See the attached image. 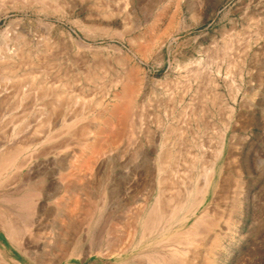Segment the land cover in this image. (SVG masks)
I'll return each instance as SVG.
<instances>
[{
  "label": "rangeland",
  "instance_id": "374dc122",
  "mask_svg": "<svg viewBox=\"0 0 264 264\" xmlns=\"http://www.w3.org/2000/svg\"><path fill=\"white\" fill-rule=\"evenodd\" d=\"M42 1L46 9H43ZM42 1L39 4L35 0H0V49L7 44L10 51L17 49L20 53L12 65L15 68H11V72L15 71L12 72L15 81L4 82L0 79V151L8 142L18 141L20 136L16 135L19 134L21 139L32 135L36 141L53 137L52 142L47 144L49 147L62 140V145H66L67 149L63 150L65 155H21L12 168L4 173L2 171L0 257L4 262L154 264L157 258H169L171 251L168 247L175 243L177 237L174 233L179 228L140 243V232L135 231L139 225L138 219H134L143 205L153 204L161 194L158 191L169 185L158 182L160 177L166 175L159 172L164 155H160L155 147L151 148V155H136L135 152L117 155L116 150L107 156L78 155L83 148L80 144L83 139L78 136L88 126V130L95 132L98 127L106 128L103 124L105 120H115L114 106L118 101L113 96L111 86L118 74H124L123 68L127 65L132 72L136 70V82L139 84L136 116H142L140 122L152 130L150 136L154 139V146L161 141L162 134L157 127L159 122L165 123L166 128L172 125L177 129V132L174 130L171 134H165V139L168 138L165 149L172 157L169 166L175 165L179 171L174 187L181 191L187 187L193 189L201 183L200 166L210 156L215 139L224 128L227 111H221L220 103L224 102L225 106L231 101L230 89L208 86L207 77L215 78V67L220 65L223 75L229 73V81L238 84L237 66L246 61L248 69L246 67L245 73H251L246 81L251 80L253 84L245 86L246 95H240L236 105L238 113L227 135V143L230 142L234 155L225 173L228 175V191L221 200L219 210L212 208L209 212L214 227L207 237L200 238L202 247L199 245L197 252L195 250L181 256L188 264H264V0ZM14 37H19V47L8 43ZM229 41L233 46L230 45L231 51L224 54L221 49ZM81 43L92 50L81 47ZM210 59L217 62L213 61L210 65L212 69L205 71V83L203 80L196 85L193 82L192 89L187 92L188 70ZM229 63L234 65V69L231 65L230 72L226 70ZM30 71L32 74H29ZM27 72L36 77L44 88L32 92L26 83L22 91L28 94V98L21 102L14 97V85L22 78H28ZM59 90L66 94L61 103L53 106L54 113L62 115L57 116L53 127L44 126L47 116L44 117L46 112L43 109L53 111L48 103L54 100L53 94ZM43 92L50 94L43 98ZM216 92L218 103L212 107L209 99L212 95L215 97ZM69 96H79L81 101L75 107L70 105L68 108L63 102ZM101 100H104V104L98 106ZM90 108H93L92 111ZM35 127L41 131H36ZM77 139H81L80 142H76ZM119 145L123 147L125 142H119ZM7 157L0 155V165ZM221 162L217 166H222ZM19 165H23V168ZM83 166L86 168L82 171ZM221 166L217 167V172ZM217 180L218 176L216 183ZM84 184L89 188L86 189ZM32 192L38 193V196L27 199ZM20 197H26L25 206L19 201ZM207 203L180 230L191 228ZM83 206L89 207L84 209ZM6 222H11L17 229L19 235L15 238H18L19 246L8 239L3 227ZM26 224H33L29 227L33 235L26 232ZM132 234H135V238ZM98 236L100 240L96 238ZM158 242L160 245L157 247L155 244ZM113 246L120 250L114 257L110 253Z\"/></svg>",
  "mask_w": 264,
  "mask_h": 264
},
{
  "label": "bare ground",
  "instance_id": "6f19581e",
  "mask_svg": "<svg viewBox=\"0 0 264 264\" xmlns=\"http://www.w3.org/2000/svg\"><path fill=\"white\" fill-rule=\"evenodd\" d=\"M36 3H39L42 1L40 0H35ZM48 0H46L47 2ZM55 1V0H54ZM103 1V0H102ZM22 2V1H21ZM24 2V1H23ZM30 2V1H29ZM34 2V0H33ZM58 2V1H57ZM16 3V2H15ZM27 3V2H26ZM42 3L45 2H41ZM51 3V2H50ZM66 3V2H65ZM54 4V3H53ZM56 4V2H55ZM28 5V4H27ZM30 5V4H29ZM37 5V4H36ZM106 5V4H105ZM43 6V5H42ZM41 6V7H42ZM48 6V5H47ZM57 6V5H56ZM127 6V5H126ZM92 7V6H91ZM90 7V9H91ZM45 8V5L43 6V9ZM62 8V7H61ZM60 8V9H61ZM93 8V7H92ZM99 8V7H98ZM105 8V7H104ZM42 9V8H40ZM46 9V8H45ZM55 9V8H54ZM58 10V9H57ZM64 10V9H63ZM40 11V10H39ZM43 11V10H41ZM63 12V11H62ZM112 13V12H111ZM64 14V13H63ZM105 15V14H104ZM103 16V15H102ZM109 16V15H107ZM194 16V15H193ZM125 18V17H124ZM110 27V26H109ZM109 29V28H108ZM91 31V30H90ZM99 31V30H98ZM88 32V31H87ZM113 32V31H112ZM89 33V32H88ZM106 33V32H105ZM115 34V32H113ZM60 34V33H59ZM107 34V33H106ZM118 34V33H117ZM262 36V35H261ZM258 37V35H257ZM19 37H14L13 39L9 40L8 43L13 44L16 47L20 46V40H18ZM239 39V38H238ZM264 39V38H263ZM258 40V39H257ZM231 41V40H230ZM229 43L226 42V44H224L223 48L221 49L222 52L225 54L226 52H228L231 48V45ZM141 42V41H140ZM84 43V42H83ZM135 43V42H134ZM236 43V42H235ZM24 44V43H23ZM137 44V43H136ZM248 44V43H247ZM9 45V44H8ZM81 47H89L87 45L84 44H79ZM90 45V44H89ZM231 45V46H230ZM40 46V45H39ZM46 47H48L46 45ZM51 47V46H50ZM92 47V46H91ZM145 47V46H144ZM10 48V47H9ZM7 46V44H5L3 49H0V79L3 80L4 82L7 81H12L14 79H16V77L13 76V70L11 72V68L16 57H18V55L20 54L17 49H13L12 51H10ZM21 48V47H20ZM42 49V48H41ZM49 48L46 49V52L48 51ZM91 49V48H90ZM143 49V47H142ZM92 50V49H91ZM90 51V50H89ZM231 51V50H230ZM45 52V53H46ZM49 52V51H48ZM47 52V53H48ZM215 52V51H214ZM213 52V53H214ZM212 53V54H213ZM216 54V53H215ZM37 55V53H36ZM93 55V54H92ZM26 56V55H25ZM213 56V55H212ZM22 57V56H21ZM27 57V56H26ZM47 57V56H46ZM28 58V57H27ZM24 59V58H23ZM21 59V61L23 60ZM26 59V58H25ZM30 59V58H29ZM28 59V60H29ZM221 59V58H220ZM52 61V60H51ZM50 61V62H51ZM209 62H205L202 63L201 62L198 64V66L195 69H190L188 70V80L186 81L187 83V92L190 91L192 89V83L195 82L196 83H201L204 77H206L207 75L204 76L205 71L207 70H211V63L213 64V59L208 60ZM221 61V60H220ZM24 62V61H22ZM48 62V61H46ZM217 62V61H215ZM234 62V61H233ZM231 62V63H233ZM16 63V61H15ZM125 63V62H124ZM47 64V63H46ZM49 64V63H48ZM218 63H216L217 65ZM236 64V63H235ZM20 65V64H19ZM30 65V64H29ZM122 65V64H121ZM124 65V64H123ZM232 67L234 66L233 64H231ZM230 63L228 65V68L226 69L228 72H230L229 70L232 69ZM17 66V65H16ZM40 66V65H39ZM42 66V65H41ZM50 67V66H49ZM186 67V66H185ZM238 67V68H237ZM237 74L239 76V83L235 84V82L233 81H229V73L223 75V71L222 68L219 66L215 67V78L214 77H207L208 81H207V85H211L213 87H215L216 89H223V88H228L230 89V104H225L224 106V102L220 103L219 108H221V111L224 112V110L227 111V114H225L226 116V120L224 121V128H222L219 133H218V137L216 140V144L214 149H212L210 156L206 157L205 161L201 164V183H198L195 187L192 188H188L187 189H183V191L176 189L175 186V178L178 177L177 175L179 174L176 170V168L174 167L175 165H173L172 167L169 166V163L172 160L171 154H169V151L166 148V144L168 142V138L166 137L165 139V134H171L172 132H174L175 127H172V125H168L167 128L164 126L165 123H158L157 127L159 129V132L161 135V141L160 144H156V146H154V139L151 138V131L149 130V126L147 125L144 126L143 123H141V119L142 116L138 117L136 116V106H138L136 104L137 98L139 97V90H138V86L139 84L136 82L137 79V74L131 69L127 68V65L124 66V70H123V75H117V78L115 79L114 83H112L113 85L111 86V91L113 90V96L114 98L118 101V103L114 106L115 108V112H114V121L113 119L110 120H105L104 121V126L106 127L105 129H103L101 126L98 127L97 131L93 132L88 130L89 126L86 127V129H81L82 131L80 132V135L78 137L83 139V142L80 143L82 144L83 148L81 149V151L79 152L78 155H111L112 152H114V150H116L118 152L117 155H120L121 152H124V154L127 152H131V154L133 152H135L136 155H151V148L155 147L156 149L158 148V152L160 155H164L163 159H162V164L160 165L159 168V172L164 173L166 175L162 176L159 178V183L160 184H166L168 183V187H166L164 190L162 191H158L161 192V194H159L157 196V198L154 200L153 204H151L150 206L148 205H143L142 209L136 213V218L134 217V219H138V226H136V230H138V232H140V238H138L140 241V243H143L145 241V239L147 240V238L149 237H155V235H161L163 236L165 233L169 232L170 230H172L173 228H179L178 231H176L174 233V235L177 237L175 239V243L171 246L168 247L170 248L169 250L171 251V256H169L168 258V254L166 255L167 258H160L161 260H159L157 258L158 261H156L154 264H188V261H184L185 259H182V254H186L189 255L187 253L189 252H193L197 249H199V245L201 243L200 238L203 237H207L210 232L212 231L213 227H214V220H210L209 219V212H211L212 208L215 209L214 211H218L220 204H221V200L224 198V195L227 193L228 191V187L226 184L227 181V174L226 170H227V166L229 165V162L232 158L233 153H232V147L230 142L228 141L227 143V135H228V131L231 130L232 127V121L236 118L238 110H237V103L239 101V97L241 94L246 95V90H245V86H247L248 84L250 86H252V81L248 80L246 81L249 77L251 73H245L246 71V67L248 69L247 66V62L244 61V63H241L240 66H237ZM15 68V67H14ZM13 68V69H14ZM41 68V67H40ZM187 68V67H186ZM235 68V69H236ZM133 69V68H132ZM234 69V67H233ZM16 70V69H15ZM53 70V69H52ZM225 70V69H224ZM37 71V70H36ZM36 71H33L36 72ZM40 71V70H39ZM38 71V72H39ZM60 71V70H59ZM18 72V71H17ZM32 71H30L29 74ZM43 72V70H42ZM93 72V71H92ZM209 72V71H208ZM250 72V71H249ZM60 73V72H59ZM58 73V74H59ZM25 74V73H24ZM28 74V72H27ZM26 74V75H27ZM28 74V75H29ZM67 74V73H66ZM79 75V73H77ZM94 74V73H93ZM122 74V73H120ZM141 74V73H140ZM208 74V73H207ZM247 74V75H246ZM56 75V74H55ZM69 75V74H68ZM21 76V75H20ZM49 76V75H48ZM54 76V75H52ZM63 76V75H62ZM61 76V77H62ZM77 76V75H76ZM141 76V75H140ZM185 76V75H184ZM208 76H210L208 74ZM214 76V75H213ZM60 77V78H61ZM86 77V76H85ZM89 77V76H88ZM247 77V78H246ZM51 78V77H50ZM54 78V77H52ZM56 78V77H55ZM54 78V79H55ZM59 78V80H60ZM65 78V76H64ZM74 78V77H73ZM91 78V77H90ZM19 79V78H18ZM53 79V80H54ZM57 79V78H56ZM75 79V78H74ZM73 79V81H74ZM104 79V78H103ZM145 79V78H144ZM185 79V78H183ZM186 79V80H187ZM77 80V78H76ZM15 81V80H14ZM13 81V82H14ZM92 81V80H91ZM144 81V80H143ZM205 81V79L203 80V82ZM1 82V81H0ZM43 82V81H42ZM88 82V80H87ZM90 82V79H89ZM28 83L30 85V91L34 92V91H39L42 90L44 87L41 85V83H38L36 81V77H34L33 75L30 76L28 78H22L21 80H19V83L14 85V88L16 90V95L14 97H17V99L19 98V101L22 102V100L27 99L28 98V94L25 93L24 91H22V87L25 86V84ZM44 83V82H43ZM64 83V82H63ZM160 83V82H159ZM179 83V82H178ZM205 83V82H204ZM4 84V83H3ZM65 84V83H64ZM68 84V83H67ZM66 84V85H67ZM93 84V83H92ZM161 84V83H160ZM55 85V83H54ZM105 85V84H104ZM142 86H144L143 84H140ZM177 85V83H176ZM175 85V86H176ZM184 85V84H183ZM186 85V84H185ZM184 85V86H185ZM53 86V85H52ZM65 86V85H64ZM66 87V86H65ZM71 87V86H70ZM74 87V86H73ZM26 88V87H25ZM69 88V87H66ZM103 88V87H102ZM105 88V87H104ZM110 88V87H109ZM108 88V89H109ZM198 88V87H197ZM196 88V89H197ZM24 89V88H23ZM53 89V88H52ZM145 89V88H144ZM54 91V90H53ZM67 91V90H66ZM110 91V90H109ZM184 91V90H183ZM68 92V91H67ZM73 92V91H70ZM143 92V91H142ZM74 93V92H73ZM82 93V92H81ZM80 93V94H81ZM50 93H42L43 98L49 96ZM66 94V92L63 91H58L55 92L53 94L54 100H52V102L48 103V105L50 104L51 108H52V112H47V108L44 110L46 113H44V117L45 115L46 117V121L44 123V126H54V120L56 118H58V115H62V114H56L54 113L55 111V107L53 106L55 103H61L64 99V95ZM79 94V96H80ZM110 94V93H107ZM106 94V95H107ZM202 94V93H201ZM210 94V93H209ZM37 95V94H36ZM40 95V94H38ZM99 95V94H98ZM102 95V94H101ZM141 95V94H140ZM79 96H75V97H71L69 96L66 100L64 101L63 104L69 108L70 105H73L75 107V104L79 103L81 101V98ZM88 96V95H87ZM142 96V95H141ZM202 96V95H201ZM217 96V97H216ZM216 96L214 97L212 95V97L209 99V101L213 104L212 107H214V105H216L218 102V94L216 92ZM85 97V96H84ZM107 97V96H106ZM203 98V97H202ZM223 99V98H222ZM107 100V99H106ZM105 100V102H106ZM112 100V99H111ZM4 100H2L1 102H3ZM46 101V100H45ZM114 101V100H113ZM141 101V100H140ZM170 101V100H169ZM204 101V100H203ZM38 102V101H37ZM116 102V101H115ZM142 102V101H141ZM18 103V102H17ZM110 103V102H109ZM112 103V102H111ZM104 104V100L100 101L97 103L98 106H102ZM112 105V104H111ZM88 106V105H87ZM168 107V106H167ZM49 108V107H48ZM68 108L66 109V114L68 112ZM72 108V107H71ZM70 108V109H71ZM81 108V107H80ZM87 108V107H86ZM94 108V107H93ZM93 108H90L93 109ZM98 108V107H97ZM144 108V107H143ZM88 109V108H87ZM95 109V108H94ZM171 109V108H170ZM58 110V109H56ZM65 110V109H64ZM76 110V108H75ZM81 110V109H79ZM78 110V111H79ZM141 110V108H140ZM92 111V110H91ZM40 112L41 109H40ZM57 112V111H56ZM60 112V111H59ZM73 112V111H72ZM83 112V110L81 111ZM195 112V111H194ZM193 112V113H194ZM205 112V111H204ZM102 113V112H101ZM141 113V112H140ZM166 113V112H165ZM226 113V112H225ZM110 114V113H109ZM171 114V113H170ZM192 114V113H191ZM221 114V113H220ZM65 115V113L63 114ZM68 115V114H67ZM76 115V114H75ZM88 115V114H87ZM86 115V116H87ZM222 115V114H221ZM66 116V115H65ZM83 116V115H82ZM85 116V117H86ZM110 116V115H109ZM168 116V115H167ZM185 116V115H184ZM112 117V118H113ZM183 117V116H182ZM194 118V115L192 116ZM199 117V116H198ZM63 118V117H62ZM81 118V117H80ZM139 118V119H138ZM195 118H197V116H195ZM224 118V117H223ZM139 121H138V120ZM163 119V118H162ZM171 119V118H170ZM202 119V118H201ZM85 120V119H84ZM83 120V121H84ZM145 120V118L143 119ZM142 120V121H143ZM167 120V119H166ZM223 120V119H222ZM63 121H65V119L63 118ZM97 121V120H96ZM138 121V122H137ZM66 122V121H65ZM79 122V121H78ZM156 122V121H155ZM73 123V122H72ZM145 123V122H144ZM195 123V122H194ZM60 124V123H59ZM185 124V123H184ZM101 125V123H100ZM166 125V124H165ZM43 126V124H42ZM52 126V127H53ZM58 126V125H57ZM94 126V125H93ZM75 127V126H74ZM41 128V127H40ZM71 128V127H70ZM83 128V127H82ZM90 128L92 129V127L90 126ZM182 129V128H181ZM35 130L39 132V130L41 131V129H36ZM34 130V132H35ZM46 130V129H45ZM51 130V129H50ZM72 130V128H71ZM80 130V128H79ZM95 130V129H94ZM177 130V129H176ZM175 130V131H176ZM207 130V129H206ZM214 130V129H213ZM24 131V130H23ZM33 131V130H32ZM74 131V129H73ZM72 131V132H73ZM76 131V130H75ZM15 132L17 133L18 131L15 130ZM26 132V131H25ZM33 132V133H34ZM62 132V131H61ZM78 132V131H76ZM177 132V131H176ZM180 132V131H178ZM24 132H22L23 134ZM36 133V132H35ZM32 134V133H31ZM58 134V133H57ZM60 134V133H59ZM200 134V133H199ZM204 134V133H203ZM26 135V133L24 134ZM75 135V132H74ZM151 135V136H150ZM205 135V134H204ZM16 136H20V139L18 141H15L14 143L8 142L7 144H5L2 148L3 150H1L0 155H8V157L3 160V163H1L0 165V176L4 173V171H6L9 168H12L14 163H16L17 159L21 156V155H39V154H50V153H54L56 155H65V152L63 151L66 148L62 145V140L60 143V145L56 144L54 146H48L47 144L51 143L52 138L53 137H46L47 140L45 141H36L33 140L32 135L29 136V134L27 136H25L24 138L21 139V135H16ZM14 137V135H13ZM171 137V136H170ZM19 138V137H17ZM70 138V137H69ZM180 138V137H179ZM16 139V138H15ZM54 139V138H53ZM62 139V138H61ZM9 140V139H8ZM7 140V141H8ZM68 140V139H67ZM67 140H65V142H67ZM71 141V138L69 139ZM78 140V139H77ZM81 140V139H79ZM76 141V142H80V141ZM159 140V138L157 139ZM195 140V139H194ZM4 141V140H3ZM14 141V139H13ZM119 142H125V146L120 147ZM157 142V141H156ZM155 142V143H156ZM181 142V141H180ZM179 142V143H180ZM190 142V141H189ZM6 143V142H5ZM57 143V142H56ZM159 143V142H157ZM46 144V145H45ZM70 144V143H68ZM77 144V143H76ZM169 144V143H168ZM172 144V143H171ZM191 144V143H190ZM48 146L47 148L45 146ZM75 145V144H74ZM73 145V146H74ZM68 146V145H67ZM170 146V145H169ZM202 146V145H200ZM77 148V147H75ZM186 148V147H185ZM1 149V148H0ZM67 149V148H66ZM72 148H70L71 150ZM54 150V151H52ZM57 150V151H55ZM73 150V149H72ZM155 150V149H153ZM183 150V149H182ZM203 150V149H202ZM75 150H73L74 152ZM77 151H79L77 149ZM179 151V149H178ZM186 151V150H185ZM189 151V150H188ZM66 152L68 153V151L66 150ZM172 152V151H171ZM70 153V152H69ZM73 154V153H72ZM76 154V153H75ZM173 154V153H172ZM191 154V153H190ZM70 155V154H69ZM116 155V154H115ZM128 155V154H127ZM195 155V154H194ZM74 156V155H73ZM77 156V155H76ZM189 156V155H188ZM26 157V156H25ZM89 157V156H88ZM93 157V156H92ZM94 158V157H93ZM105 158V157H104ZM197 158V157H196ZM205 158V157H204ZM20 159V158H19ZM23 159H25L23 157ZM22 159V160H23ZM95 159V158H94ZM101 159V157H100ZM195 159V158H194ZM67 160V159H66ZM71 160V158H70ZM74 160V158L72 159ZM71 160V161H72ZM76 160V159H75ZM193 160V159H192ZM25 161V160H24ZM23 161V162H24ZM175 161V160H174ZM194 161V160H193ZM197 161V160H196ZM195 161V162H196ZM220 161H223L221 163L222 166L219 169V171L217 172V166L218 163ZM21 162V161H20ZM88 162V161H87ZM179 162V161H178ZM89 163V162H88ZM87 163V164H88ZM183 163V162H182ZM26 164V163H25ZM72 165L74 163H71ZM86 164V165H87ZM96 164V163H95ZM179 164V163H178ZM233 164V163H232ZM24 165V164H23ZM23 165H19V167L22 169ZM195 165V163H194ZM25 166V165H24ZM75 166V165H74ZM73 166V168H74ZM88 166V165H87ZM179 166V165H178ZM176 166V167H178ZM193 166V165H192ZM84 167V166H83ZM82 168V167H81ZM86 166L84 168H82L81 170L83 171V169H85ZM97 168V167H96ZM194 168V166H193ZM229 168V166H228ZM93 169V168H92ZM195 169V168H194ZM231 169V168H230ZM87 170V169H86ZM85 170V172H86ZM98 170V169H97ZM192 170V167H191ZM232 170V169H231ZM3 171V173H2ZM8 171V170H7ZM59 171V170H58ZM88 171V170H87ZM92 171V170H91ZM84 172V174H85ZM87 173V172H86ZM90 173V172H89ZM91 174V173H90ZM192 174V173H191ZM193 175V174H192ZM227 175V176H226ZM69 176V175H68ZM87 176V175H86ZM218 176V180L216 183V178ZM64 178V177H63ZM88 178V177H86ZM68 179V178H66ZM89 179V178H88ZM87 179V180H88ZM174 179V181H173ZM179 179V178H178ZM190 179V178H189ZM63 180V179H61ZM191 180V179H190ZM179 181V180H178ZM181 181V179H180ZM87 182V181H86ZM98 182V181H97ZM191 183L193 181H190ZM214 182L216 183L214 185ZM230 183V182H229ZM73 184V183H72ZM86 185V184H84ZM87 185L88 184L87 182ZM86 185V189L89 188ZM85 187V186H84ZM161 188V186H160ZM67 190V189H66ZM77 190V189H76ZM85 190V188H84ZM83 190V191H84ZM89 191V190H88ZM87 191V192H88ZM70 192V191H68ZM33 194H28V198L27 199H31L32 196H38V193H34ZM40 195V193H39ZM48 196V195H47ZM45 197V196H44ZM141 197V196H140ZM227 197V196H226ZM21 199L19 200L21 203H23V205L25 206V204H27L25 198L23 199L22 197H20ZM19 199V198H18ZM17 199V200H18ZM88 198H86L87 200ZM7 200V199H6ZM85 200V199H84ZM146 200V199H145ZM209 200V201H208ZM31 201V200H30ZM73 201V200H72ZM75 201V200H74ZM73 201V202H74ZM17 202V201H16ZM76 202V201H75ZM148 202V200H147ZM146 202V203H147ZM208 202V203H207ZM82 203V202H81ZM85 203V202H84ZM207 203V206L204 208V210L202 211V213L200 214L199 217H197V220L195 221V223L192 225V227L189 229H184V230H180V228L184 225V223L189 220L191 217L196 216V214L199 212V210L201 209V207ZM73 204V203H72ZM145 204V203H144ZM87 205V204H86ZM23 206V207H24ZM29 206V204H28ZM26 206V207H28ZM77 207V206H76ZM74 207V208H76ZM84 207V206H83ZM82 207V209H83ZM89 207V206H88ZM87 207V208H88ZM30 208V206H29ZM81 208V207H80ZM80 208H76V209H80ZM86 207H84V209H87ZM31 209V208H30ZM75 209V210H76ZM222 209V208H221ZM220 209V210H221ZM25 211V210H24ZM27 210V213H30V211ZM32 211V210H31ZM80 211V210H79ZM88 210H86L85 212H87ZM222 212V211H221ZM69 213V212H68ZM80 212H78L79 214ZM220 213V211H219ZM77 214V213H76ZM81 214V213H80ZM90 214V213H89ZM88 214V215H89ZM128 214V213H127ZM32 215V214H31ZM30 215V216H31ZM73 215V214H72ZM29 216V215H28ZM70 216V213H69ZM76 216V215H74ZM198 216V215H197ZM27 217V216H26ZM71 217V216H70ZM23 218V217H22ZM3 219V218H2ZM29 219V218H28ZM72 219V218H71ZM12 221V220H11ZM135 222V221H134ZM11 223V222H10ZM10 223L6 222L4 223L5 226L4 230L7 234L8 239H10L11 242H17V239L15 238V236L19 233L17 231V229H14V226H12ZM71 223V222H70ZM68 223V224H70ZM25 224V223H24ZM72 224V223H71ZM33 225V224H32ZM29 224H26V232H28L30 235H33V231L31 229H29L30 226ZM137 225V224H136ZM25 226V225H24ZM68 226V225H67ZM88 226V225H87ZM86 226V228H87ZM126 226V225H125ZM216 226V224H215ZM69 227V226H68ZM72 227V226H71ZM82 227V226H81ZM127 227V226H126ZM133 228V227H132ZM99 229V228H98ZM123 230V229H122ZM66 231V230H65ZM134 231V233H136ZM20 232V231H19ZM64 231H62L63 233ZM133 232V231H132ZM22 233V232H21ZM20 233V234H21ZM115 234V233H114ZM17 235V236H18ZM22 235V234H21ZM102 235V233H101ZM24 236V235H22ZM75 236V235H74ZM138 236V234H137ZM20 237V236H19ZM32 237V236H31ZM95 237V236H94ZM101 237V236H100ZM126 237V236H125ZM132 237L135 238V234ZM220 237V236H219ZM22 238V237H21ZM29 238V237H28ZM99 239V236L96 237ZM119 238V237H118ZM121 238V237H120ZM133 238V239H134ZM82 239V238H81ZM112 239V238H110ZM167 239V238H166ZM164 239V241L166 240ZM20 240V239H19ZM18 240V241H19ZM68 240V239H67ZM92 240V239H91ZM100 240V239H99ZM121 240V239H120ZM118 239V241H120ZM137 240V238H136ZM135 240V241H136ZM97 241V240H96ZM95 241V242H96ZM102 241V240H101ZM123 241V240H122ZM138 241V240H137ZM163 241V242H164ZM203 241V240H202ZM94 242V243H95ZM116 242V240H115ZM114 242V243H115ZM160 242V241H159ZM157 243L155 245L158 244L160 245V243ZM111 243V242H110ZM118 243V242H117ZM120 243V242H119ZM122 243V242H121ZM139 243V244H140ZM153 243V241H152ZM17 246H19V243H15ZM66 244V243H64ZM129 244V243H128ZM131 244V243H130ZM162 244V243H161ZM166 244V243H164ZM168 244V242H167ZM171 244V243H169ZM21 245V244H20ZM95 245V244H94ZM97 245V244H96ZM138 245V244H137ZM142 245V244H140ZM154 245V246H155ZM62 246V245H61ZM117 246L119 247V245L117 244ZM22 246H20L21 248ZM65 247V246H63ZM66 247L67 244H66ZM97 247V246H96ZM99 247V246H98ZM165 247V246H164ZM200 247H202L200 245ZM22 249V248H21ZM24 249V248H23ZM91 249V248H90ZM96 249V248H95ZM98 249V248H97ZM125 249V248H123ZM166 249V248H165ZM18 250V249H17ZM25 250V249H24ZM122 250V249H121ZM145 250V249H144ZM22 251V250H20ZM106 251V249H105ZM120 252L119 249L116 248V246L112 247L111 250V255H115V253ZM122 252V251H121ZM168 252V251H166ZM24 253V251H23ZM107 253V252H106ZM26 254V253H24ZM102 254V253H101ZM105 255V253H103ZM109 254V253H108ZM170 254V253H169ZM68 255V254H67ZM109 256V255H108ZM158 257L160 255H157ZM184 256V255H183ZM193 256V255H192ZM195 256V255H194ZM107 257V256H106ZM114 257V256H113ZM162 257V256H160ZM191 257V256H190ZM189 257V258H190ZM153 258V257H152ZM155 258V257H154ZM185 258V257H183ZM138 259V258H137ZM136 259V261H137ZM140 259V258H139ZM151 261V260H150ZM190 262V261H189ZM193 262V261H191ZM148 263V262H147ZM146 263V264H147ZM0 264H9L7 262H4V259L0 257ZM17 264V263H16ZM126 264V263H125ZM142 264V263H141ZM151 264H153V262H151ZM193 264V263H192Z\"/></svg>",
  "mask_w": 264,
  "mask_h": 264
}]
</instances>
